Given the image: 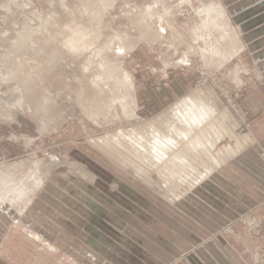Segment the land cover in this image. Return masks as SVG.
Returning a JSON list of instances; mask_svg holds the SVG:
<instances>
[{"label": "rangeland", "instance_id": "1", "mask_svg": "<svg viewBox=\"0 0 264 264\" xmlns=\"http://www.w3.org/2000/svg\"><path fill=\"white\" fill-rule=\"evenodd\" d=\"M211 1L226 12L218 26ZM172 81L188 84L175 100ZM255 92L264 0H0V208L42 236L6 244L2 264H187L217 235L239 252L258 246L249 264H264V211L230 234L194 205L232 208L248 201L243 183L259 186L233 163L251 150L264 162ZM213 173L229 199L204 194Z\"/></svg>", "mask_w": 264, "mask_h": 264}, {"label": "crops", "instance_id": "2", "mask_svg": "<svg viewBox=\"0 0 264 264\" xmlns=\"http://www.w3.org/2000/svg\"><path fill=\"white\" fill-rule=\"evenodd\" d=\"M169 87V96L172 100H175L182 96L184 94V86L185 89H187L188 84L182 83V81L179 82H169L168 84ZM254 98L257 99L258 104L260 106L257 107V111H263L264 110V96L257 94L256 92L254 93ZM192 99V98H191ZM196 99V98H195ZM194 100V98H193ZM189 101V100H185ZM186 102V103H187ZM194 112L191 111L190 114H193ZM191 118L189 119L190 122L201 124V122L205 118H193L192 115H189ZM205 131V130H204ZM206 132V131H205ZM204 132V133H205ZM206 137V136H205ZM209 138L207 139V143L204 147V152L205 154H208L209 158H212V153L210 147L211 143V138L210 134H208ZM193 138L191 146L196 145V142ZM201 141V139H199ZM206 142V141H205ZM263 145H264V139L262 140ZM202 146V145H200ZM227 150L225 152H220L219 160H211V169L213 166L215 167V164H223V162L226 159L227 156ZM239 156L233 161V163L237 166L238 169L243 170L245 173H247L249 176L253 177L259 184L258 187L253 188L247 185V183H243V187H241L239 190V193L244 195V200H247V202H238L235 204V202L232 200V208H230L228 205H224L221 203V205H218L217 202L216 206L211 205L206 203V202H199L197 198L194 205H198L200 207V211L204 213L205 218L207 220L205 221L206 227L208 228H225L228 226V229H226V232L230 233L232 232L231 230V225L235 220L239 223L240 219L245 217V214L250 211L253 208H257L259 212L264 211V162L261 160V158L258 156V154L254 151L251 150L249 152H244L243 154H238ZM215 161V164L214 162ZM213 162V163H212ZM221 162V163H220ZM213 164V165H212ZM224 166H222L223 169ZM225 170V168L223 169ZM213 175V176H212ZM210 179L204 182V186L206 190L204 191V194L206 196H210V192L212 194H218L222 198H228L229 194L227 190H229V186L223 183L219 176L217 174H212ZM236 178V176H233ZM239 178V177H238ZM214 179V180H211ZM227 189V190H226ZM251 194L257 195L259 197V202H251L249 199H253L250 197ZM230 198V197H229ZM228 198V199H229ZM261 214V213H260ZM13 210L11 211L9 208L2 210L0 208V256H4V253L2 250L6 251L5 245L10 244H18V243H26L28 241L33 242L36 239L39 240V238H42L40 235V232L37 229V225L33 224L31 221L27 219L23 220H17L14 217ZM233 220V221H232ZM62 224L61 225H67L70 226V221L67 219H63L60 221ZM24 228L26 233L28 232L27 236L22 235L21 229ZM58 234L59 237L61 236L62 238L67 237L66 235L59 233V231L55 230ZM32 237V239L30 238ZM47 240H49L51 243H59V239L56 236L49 234L46 235ZM35 239V240H34ZM66 239V238H65ZM69 238H67V241ZM189 239L192 244H197L201 242V238L198 237L196 234H189ZM43 240V239H42ZM46 241V240H45ZM64 246V245H63ZM16 248L15 246H12ZM61 247V246H60ZM206 247V248H205ZM200 247L195 251V255H189L190 259L189 261L185 260V263L187 264H249L250 261H254L260 257L262 249L257 248L253 251H248L246 252L245 250L240 251L235 249L230 242L227 240L226 236L223 235H217L216 237L213 238V240H209L206 243V246ZM260 247V246H259ZM61 249H64L67 251V253L70 251V248L66 247H61ZM0 264H2L0 260Z\"/></svg>", "mask_w": 264, "mask_h": 264}, {"label": "bare ground", "instance_id": "3", "mask_svg": "<svg viewBox=\"0 0 264 264\" xmlns=\"http://www.w3.org/2000/svg\"><path fill=\"white\" fill-rule=\"evenodd\" d=\"M211 3V5L210 6H212V8H213V11H214V19L212 20V22H214V24H216L217 26L218 25H220V23H221V21H220V19L221 18H223V17H225V15H226V12L224 11V9L220 6V5H218V4H214V2L213 1H211L210 2ZM161 11V10H160ZM153 12V11H152ZM154 13V12H153ZM152 14V13H151ZM155 14H156V16L160 19V20H162V21H164L165 23H166V25H168L170 28H172V29H174V25L170 22V20H168V18H167V15L165 14V13H156V11H155ZM155 14H152V15H154L155 16ZM156 17V18H157ZM153 18V17H152ZM225 21H226V19H225ZM227 22V21H226ZM164 23V24H165ZM223 23V22H222ZM149 25V24H148ZM211 25V24H210ZM227 25V24H226ZM167 26V27H168ZM214 27V26H213ZM72 38V37H71ZM75 39V38H74ZM69 40V39H68ZM235 41H237L238 40V38H237V36H236V39H234ZM79 43V42H78ZM81 44V43H80ZM78 45V44H77ZM82 45V44H81ZM79 46V45H78ZM72 47V46H71ZM77 51V50H76ZM202 52H203V50H202ZM205 53V52H204ZM215 53H219L218 52V49L217 50H215ZM207 54V53H206ZM212 54V53H211ZM104 79V78H103ZM96 84H97V82H96ZM101 87V86H100ZM103 87V86H102ZM96 90H97V88H96ZM98 90H99V88H98ZM103 90V89H102ZM102 90H100V91H102ZM105 93V92H104ZM23 108V107H22ZM21 108V109H22ZM48 110V109H47ZM158 142H156V144H157ZM22 185V184H21ZM23 189V188H22ZM20 192H16V197L17 196H19V197H21L22 198V195H24L25 193H26V191L25 190H19ZM14 195H15V193H14ZM10 200V199H9ZM9 200H7L8 202H9ZM16 200V199H15ZM16 206V205H15ZM17 208V207H16ZM83 250H85V252L86 253H90L88 250L89 249H87V248H83Z\"/></svg>", "mask_w": 264, "mask_h": 264}]
</instances>
